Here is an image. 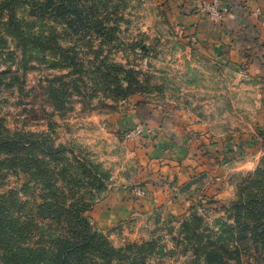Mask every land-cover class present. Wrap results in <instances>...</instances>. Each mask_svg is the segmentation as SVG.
<instances>
[{"label":"rangeland","instance_id":"rangeland-1","mask_svg":"<svg viewBox=\"0 0 264 264\" xmlns=\"http://www.w3.org/2000/svg\"><path fill=\"white\" fill-rule=\"evenodd\" d=\"M209 1L0 0V264H264L261 80L176 16Z\"/></svg>","mask_w":264,"mask_h":264},{"label":"crops","instance_id":"crops-1","mask_svg":"<svg viewBox=\"0 0 264 264\" xmlns=\"http://www.w3.org/2000/svg\"><path fill=\"white\" fill-rule=\"evenodd\" d=\"M195 1L199 0H179L185 6ZM221 3L230 7V14L222 21L185 12V9L181 11V8L176 9V16L180 27L196 32L199 49L229 61L230 65L241 66L261 80L262 114L259 117L263 116L264 126V0H221ZM136 203L125 199L121 207H132Z\"/></svg>","mask_w":264,"mask_h":264},{"label":"built area","instance_id":"built-area-1","mask_svg":"<svg viewBox=\"0 0 264 264\" xmlns=\"http://www.w3.org/2000/svg\"><path fill=\"white\" fill-rule=\"evenodd\" d=\"M201 10L208 12L212 20H220L229 14V7L220 5V0H210L208 3L203 4ZM262 141H264V133L262 136Z\"/></svg>","mask_w":264,"mask_h":264},{"label":"trees","instance_id":"trees-1","mask_svg":"<svg viewBox=\"0 0 264 264\" xmlns=\"http://www.w3.org/2000/svg\"><path fill=\"white\" fill-rule=\"evenodd\" d=\"M83 241L84 240H81L79 242H72L73 244L68 246L67 249L69 251H76V248L78 246L82 245V243H84ZM69 254H71V253H69ZM53 256H55V258H56L55 264H63V258L64 257L62 256V253L54 254Z\"/></svg>","mask_w":264,"mask_h":264}]
</instances>
